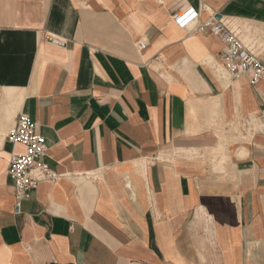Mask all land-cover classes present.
Wrapping results in <instances>:
<instances>
[{"label": "crops", "instance_id": "0c3cea01", "mask_svg": "<svg viewBox=\"0 0 264 264\" xmlns=\"http://www.w3.org/2000/svg\"><path fill=\"white\" fill-rule=\"evenodd\" d=\"M213 14L264 63V0H0V264H264V80ZM21 113L58 178L18 200Z\"/></svg>", "mask_w": 264, "mask_h": 264}, {"label": "built area", "instance_id": "2783aa9c", "mask_svg": "<svg viewBox=\"0 0 264 264\" xmlns=\"http://www.w3.org/2000/svg\"><path fill=\"white\" fill-rule=\"evenodd\" d=\"M198 12L192 8L178 9L173 20L181 25L194 21ZM230 22L213 14L205 21L196 24V29L206 30L218 35L224 43L220 55L222 67L230 78L249 75L251 83L264 80V63L250 47L238 37ZM51 43L64 47L66 40L59 36H48ZM259 128L264 132V105L257 113ZM12 144H22L23 152L12 151L7 172L12 176L17 190L18 200L28 197L40 181H55L58 176L45 160L47 144L39 132L36 121L28 114H19L16 123L7 132Z\"/></svg>", "mask_w": 264, "mask_h": 264}]
</instances>
